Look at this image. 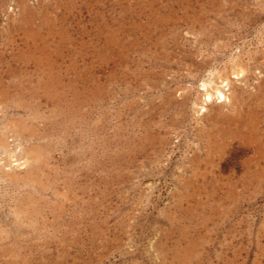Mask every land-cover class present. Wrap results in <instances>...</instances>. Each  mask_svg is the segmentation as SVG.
<instances>
[{
  "label": "rangeland",
  "instance_id": "374dc122",
  "mask_svg": "<svg viewBox=\"0 0 264 264\" xmlns=\"http://www.w3.org/2000/svg\"><path fill=\"white\" fill-rule=\"evenodd\" d=\"M0 264H264V0H0Z\"/></svg>",
  "mask_w": 264,
  "mask_h": 264
}]
</instances>
